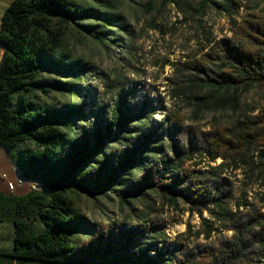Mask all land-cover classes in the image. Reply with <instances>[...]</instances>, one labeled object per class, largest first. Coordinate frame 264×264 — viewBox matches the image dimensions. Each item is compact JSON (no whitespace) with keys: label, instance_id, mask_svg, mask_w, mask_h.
Instances as JSON below:
<instances>
[{"label":"trees","instance_id":"16d2710c","mask_svg":"<svg viewBox=\"0 0 264 264\" xmlns=\"http://www.w3.org/2000/svg\"><path fill=\"white\" fill-rule=\"evenodd\" d=\"M113 10L111 0H11L2 13L0 146L20 176L37 188L18 195L0 192V222L13 226L12 245L0 247V262L254 264L264 246V108L201 129L185 122L176 107L157 124L145 101L137 104L119 91L108 122L77 130L84 101L70 78L81 70L65 40L71 33L92 31L102 41V30L115 19ZM231 24V34L198 57L171 64L172 99L190 95L194 111L210 104L235 109L240 94L264 89V18ZM49 95L64 100L41 101ZM163 135L166 154L153 163ZM90 161L96 164L78 177ZM236 171L254 178V201L235 198L231 178ZM115 184L123 185L116 189ZM107 188L120 192L121 203L143 191L156 194L162 204L181 201L212 219H202L205 238L218 230L231 234L213 245L187 244L182 235L169 240L157 220L138 217L133 223L93 225L73 244L82 215L68 191Z\"/></svg>","mask_w":264,"mask_h":264},{"label":"rangeland","instance_id":"374dc122","mask_svg":"<svg viewBox=\"0 0 264 264\" xmlns=\"http://www.w3.org/2000/svg\"><path fill=\"white\" fill-rule=\"evenodd\" d=\"M111 1L114 10L110 13L115 15V19L102 30V41L92 31L71 33L65 40L66 51L81 70L76 77L70 78L80 87L84 101V116L76 120L78 131L87 132L96 125L102 127L108 122L119 91L127 93L137 104L145 101L154 110L152 118L157 124L164 120L165 113L176 107L180 108L185 122L201 129L224 126L238 115L256 114L264 108V89L251 88L240 94L235 109H213L216 106L210 104L194 111L190 95L171 98L172 90L168 82L172 75V63L198 57L208 49L209 44L229 36L233 20L256 16L264 18V0H150L148 5L146 0ZM63 100L59 95L41 96V101L47 104ZM161 141L162 148L151 158L153 163L166 154V135ZM0 149L6 152L1 146ZM110 150H105V153ZM218 162L219 159L215 164ZM95 164V161H90L77 176L80 177ZM12 170V166L2 167L0 181H5L1 178L5 174L19 191L21 187L17 185ZM18 177L22 179V185L27 183V180ZM231 179L235 198L240 203L254 201V192L258 191L254 178H247L236 171ZM122 185L115 184L114 187L121 189ZM119 193L108 188L103 192L68 191L82 215L72 237L73 244L88 235L93 225L120 221L133 223L138 217L157 220L163 225V232L169 240H177V236L182 235L180 240L187 244L213 245L219 238L231 234L230 231L217 229L205 238L201 233L202 219H207L209 223L212 219L206 211H202L201 215L190 211L181 201L174 205L162 204L156 194L143 191L136 198L129 199L128 203H121ZM36 227L40 229L39 225ZM11 229V222H0V245H9ZM254 262L264 264V246ZM0 264L9 262L1 261Z\"/></svg>","mask_w":264,"mask_h":264},{"label":"crops","instance_id":"0c3cea01","mask_svg":"<svg viewBox=\"0 0 264 264\" xmlns=\"http://www.w3.org/2000/svg\"><path fill=\"white\" fill-rule=\"evenodd\" d=\"M10 1L11 0H0V19H1L3 11L7 7V5L10 3ZM1 56H2V47L0 46V59H1ZM5 166H12V168H13L12 172L14 173V176L16 177V179H18V176H20V173L17 170L16 166L14 165L13 160L10 158V156L6 152L1 151V149H0V169L2 167H5ZM5 177H6V175H5ZM1 178L5 181H0V192L7 194L9 192L7 190L6 181L9 179L7 177L3 178L2 175H1ZM19 186L21 187V190L16 191V187H14V189H13V190H15V191H13L14 194H17V195L22 194V193H24L30 189L29 188V181H27V183L25 185H22V182H21V184ZM12 235H13V229H11V231H10V243H9V245L8 246L0 245L1 248H10L11 247Z\"/></svg>","mask_w":264,"mask_h":264},{"label":"built area","instance_id":"2783aa9c","mask_svg":"<svg viewBox=\"0 0 264 264\" xmlns=\"http://www.w3.org/2000/svg\"><path fill=\"white\" fill-rule=\"evenodd\" d=\"M2 177H3V178H6L4 174L2 175ZM21 182H22V179L18 177V179H17V181H16L17 185H20ZM29 184H31V185H30V188H37V184H36V182L30 181ZM6 186H7V190H8V192H13V189H14V187H15L16 185H15L13 182H11L10 180H7V181H6Z\"/></svg>","mask_w":264,"mask_h":264}]
</instances>
